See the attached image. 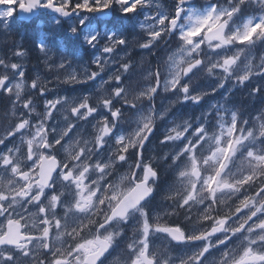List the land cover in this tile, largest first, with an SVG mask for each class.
<instances>
[{
	"label": "clouds",
	"instance_id": "obj_1",
	"mask_svg": "<svg viewBox=\"0 0 264 264\" xmlns=\"http://www.w3.org/2000/svg\"><path fill=\"white\" fill-rule=\"evenodd\" d=\"M0 264H264V0H0Z\"/></svg>",
	"mask_w": 264,
	"mask_h": 264
}]
</instances>
